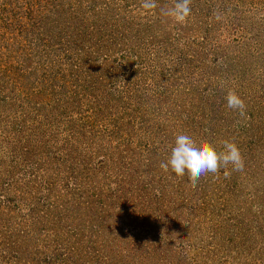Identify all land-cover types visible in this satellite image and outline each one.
<instances>
[{
  "label": "rangeland",
  "instance_id": "374dc122",
  "mask_svg": "<svg viewBox=\"0 0 264 264\" xmlns=\"http://www.w3.org/2000/svg\"><path fill=\"white\" fill-rule=\"evenodd\" d=\"M174 3L0 0V264H264V0ZM179 134L243 169L163 172Z\"/></svg>",
  "mask_w": 264,
  "mask_h": 264
},
{
  "label": "clouds",
  "instance_id": "9594fccd",
  "mask_svg": "<svg viewBox=\"0 0 264 264\" xmlns=\"http://www.w3.org/2000/svg\"><path fill=\"white\" fill-rule=\"evenodd\" d=\"M190 3L191 0H175L174 6L164 10L163 14L175 23H183L190 14ZM141 6L145 10H152L156 7V0H142ZM224 100L229 110L240 116L245 115L246 105L234 91H228ZM229 166L232 171H241L244 167L243 158L234 142L224 141L222 150L217 152L209 143L196 141L186 134L176 136L170 157L159 165L163 172L170 175H187L193 185L202 175L218 174L221 169H228ZM224 174L227 176L229 173L225 171Z\"/></svg>",
  "mask_w": 264,
  "mask_h": 264
},
{
  "label": "trees",
  "instance_id": "16d2710c",
  "mask_svg": "<svg viewBox=\"0 0 264 264\" xmlns=\"http://www.w3.org/2000/svg\"><path fill=\"white\" fill-rule=\"evenodd\" d=\"M174 1V0H173Z\"/></svg>",
  "mask_w": 264,
  "mask_h": 264
}]
</instances>
